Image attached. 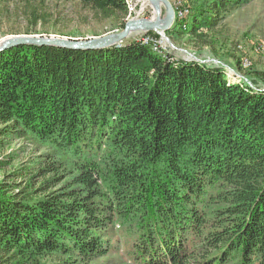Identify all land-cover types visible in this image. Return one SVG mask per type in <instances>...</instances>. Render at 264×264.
<instances>
[{
	"label": "trees",
	"instance_id": "1",
	"mask_svg": "<svg viewBox=\"0 0 264 264\" xmlns=\"http://www.w3.org/2000/svg\"><path fill=\"white\" fill-rule=\"evenodd\" d=\"M73 1L124 27V0ZM249 1L187 0L166 33L202 38ZM153 50L0 52V139L52 150L0 179V264H264V90Z\"/></svg>",
	"mask_w": 264,
	"mask_h": 264
},
{
	"label": "rangeland",
	"instance_id": "2",
	"mask_svg": "<svg viewBox=\"0 0 264 264\" xmlns=\"http://www.w3.org/2000/svg\"><path fill=\"white\" fill-rule=\"evenodd\" d=\"M168 1L174 10L173 25L177 22L182 30L186 29L189 14L187 0ZM160 8V15L163 16L165 10L162 4ZM184 8L187 11L181 10ZM128 11L126 21L134 19L131 17L134 4L128 7ZM154 16L156 11L147 0V10L142 18L151 19ZM122 29L115 22L100 20L73 0H0V43L10 37L24 35L84 40L119 33ZM166 32H134L123 43L140 41L141 36L148 34L161 42L158 47H155V42L146 43H151L156 50L153 51L163 59L196 61L219 67L229 82L242 84L246 81L256 89L264 90V79L256 85L247 80L255 78L254 72L264 71V0H250L242 4L228 13L214 30L199 29L198 33L204 35L202 38L191 35L171 37ZM51 151L50 146L42 145L29 136L1 138L0 162L3 167L0 168V179L4 175L9 181L28 179L33 172L44 167L45 164L41 163ZM19 170L27 176L17 178L19 174L16 171ZM56 175L51 173L39 177L36 186ZM57 262L54 257L45 260L46 264Z\"/></svg>",
	"mask_w": 264,
	"mask_h": 264
},
{
	"label": "water",
	"instance_id": "3",
	"mask_svg": "<svg viewBox=\"0 0 264 264\" xmlns=\"http://www.w3.org/2000/svg\"><path fill=\"white\" fill-rule=\"evenodd\" d=\"M156 11L154 19L135 18L125 22L122 31L90 39H64L40 36H14L0 43V52L17 45H37L59 47L72 50H97L118 46L134 32L168 31L174 23V10L168 0H148ZM161 4L165 14L160 15Z\"/></svg>",
	"mask_w": 264,
	"mask_h": 264
},
{
	"label": "built area",
	"instance_id": "4",
	"mask_svg": "<svg viewBox=\"0 0 264 264\" xmlns=\"http://www.w3.org/2000/svg\"><path fill=\"white\" fill-rule=\"evenodd\" d=\"M134 3V12H132V18H142L144 17L147 10V0H133ZM141 40L145 42H155V47H158V44L161 43L155 37L145 34L140 37ZM162 47V46H161Z\"/></svg>",
	"mask_w": 264,
	"mask_h": 264
},
{
	"label": "bare ground",
	"instance_id": "5",
	"mask_svg": "<svg viewBox=\"0 0 264 264\" xmlns=\"http://www.w3.org/2000/svg\"><path fill=\"white\" fill-rule=\"evenodd\" d=\"M175 1V0H174ZM124 2L126 3V5L128 6V7H130V5H133L134 3H133V0H124ZM173 3V2H172ZM183 3V2H182ZM184 4V3H183ZM177 4H176V2H175V4H174V6H176ZM180 5V4H179ZM173 6V7H174ZM174 8H176V7H174ZM183 12H185V11H187V9L186 8H184V9H181ZM187 13V12H186ZM176 15H177V13H176ZM177 17V16H176ZM183 17V16H182ZM154 18H155V16H154ZM154 18H151V19H154ZM176 20V19H175Z\"/></svg>",
	"mask_w": 264,
	"mask_h": 264
}]
</instances>
